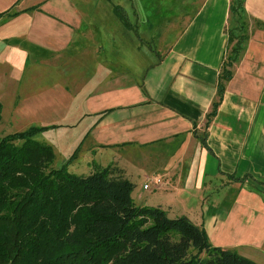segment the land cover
I'll return each mask as SVG.
<instances>
[{
  "label": "crops",
  "instance_id": "0c3cea01",
  "mask_svg": "<svg viewBox=\"0 0 264 264\" xmlns=\"http://www.w3.org/2000/svg\"><path fill=\"white\" fill-rule=\"evenodd\" d=\"M111 1L113 19L100 35L68 0H0V28L17 27L33 12L27 38L48 55L71 46L83 27L98 36L100 50L65 57L64 68L78 64L85 76L75 78L69 96L49 87L38 103L61 110L69 98L86 109L81 146L110 163L93 172L109 165L128 173L153 169L147 178L153 207L203 225L213 246L264 264V0H244L239 22L247 39L209 127L228 51L231 0ZM28 57L11 51L6 64L24 66ZM144 60L153 63L140 74V64L130 61ZM120 157L123 166L115 162Z\"/></svg>",
  "mask_w": 264,
  "mask_h": 264
},
{
  "label": "trees",
  "instance_id": "16d2710c",
  "mask_svg": "<svg viewBox=\"0 0 264 264\" xmlns=\"http://www.w3.org/2000/svg\"><path fill=\"white\" fill-rule=\"evenodd\" d=\"M243 10L244 0H231V20L239 22ZM114 11L132 29L123 8L115 5ZM227 33L228 50L235 45L227 51L206 127L247 39L240 22ZM37 131L0 139V264H257L213 246L203 225L185 216L136 205L135 185L116 165L88 176L71 174L66 166L50 170L55 154L34 138Z\"/></svg>",
  "mask_w": 264,
  "mask_h": 264
},
{
  "label": "rangeland",
  "instance_id": "374dc122",
  "mask_svg": "<svg viewBox=\"0 0 264 264\" xmlns=\"http://www.w3.org/2000/svg\"><path fill=\"white\" fill-rule=\"evenodd\" d=\"M68 2L78 10L85 26L94 25L100 35L105 33L106 21L113 19L114 15L111 0H68ZM32 16L34 18L29 15L26 19H23L28 23V26L20 20L15 24L17 27L8 30L4 27L0 28L2 36L6 38V41H0V103L2 105L0 139L28 129H37L34 138L40 143L50 146L55 154L53 163L51 164V161H48L51 165L50 170L61 169L66 166L67 171L71 174L88 176L93 172L95 166H106L110 163H105V155L100 156L99 153L90 151L86 145L84 148L81 146L85 142L81 133L85 132V126L89 121L88 116L83 115L86 114V109L78 107V104L72 99L69 100V98H65L69 101L66 108L61 110L48 108L44 106V101L38 103V97L43 94L45 89L54 88L55 86L63 89L64 96H69L67 90L78 81H75V78L82 80L85 76L80 72L78 64H72V70L70 67L64 68L67 62L65 57L67 54H79L77 56L80 57L82 53L94 52V49L95 51L100 50L99 44L96 43L98 36L92 29L83 27V32L79 33L71 46H66L61 52L48 55L47 52L43 51L41 45L29 43L30 40L27 38L26 31L31 26L32 30L36 21L33 12ZM238 24L239 22L236 19L231 20L229 28H237ZM234 43L229 46L228 53L234 47ZM142 47L146 49L148 46L144 43ZM11 51L13 55L23 52L29 56L28 60L24 61V66L6 64V53ZM46 55H48V58L55 57L47 59ZM130 62L132 67L140 64L139 67L135 68L136 72L139 71L140 74L144 72L146 65L153 63L150 60ZM133 76L131 75V77ZM61 113L68 118L64 121L65 123H62ZM58 120H60V123L55 122ZM89 151L90 155L88 154ZM115 162L119 163L120 166L123 164L121 157ZM145 172L134 173L131 171V173L126 172V174L135 185L132 197L136 205L152 208L153 181L151 179L147 180V178L153 177V169L149 170L148 173ZM145 186H148L149 189L146 190ZM24 191L25 193L28 192L27 189ZM43 204L42 202L41 206ZM172 206V210L177 213L179 206L176 204ZM37 209L33 210L37 211ZM78 209L81 210V208ZM174 214L170 216H178Z\"/></svg>",
  "mask_w": 264,
  "mask_h": 264
},
{
  "label": "built area",
  "instance_id": "2783aa9c",
  "mask_svg": "<svg viewBox=\"0 0 264 264\" xmlns=\"http://www.w3.org/2000/svg\"><path fill=\"white\" fill-rule=\"evenodd\" d=\"M145 189H148V186H145Z\"/></svg>",
  "mask_w": 264,
  "mask_h": 264
}]
</instances>
